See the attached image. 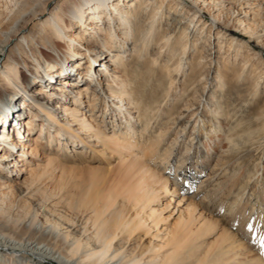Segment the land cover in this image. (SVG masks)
Instances as JSON below:
<instances>
[{
	"label": "bare ground",
	"instance_id": "bare-ground-1",
	"mask_svg": "<svg viewBox=\"0 0 264 264\" xmlns=\"http://www.w3.org/2000/svg\"><path fill=\"white\" fill-rule=\"evenodd\" d=\"M167 1L65 0L57 4L49 17L29 33L31 36L26 35L25 27L15 30L12 36L7 35L2 46L3 52L14 41L18 43L14 49H10L7 60L0 61V122L5 121L6 117L1 116L6 115L10 107V110L14 111L12 119H17L16 122L7 119L6 129L0 133V258L2 259L0 264L14 262L18 264H208L210 259L215 264H263L260 262L261 257L242 259V256L247 255L242 244L230 236L203 254L198 242L201 238L214 235L217 225L209 229L208 219L195 210L192 203L180 210L186 206L185 199L180 201L175 199L178 196L176 188L173 190L170 180L161 177L158 171V162L161 160L160 165L169 163L173 155L172 148H170L172 150H162L165 132L160 130L161 132L157 133L155 129L160 116V100L162 97L164 101L167 99L173 92L174 84L178 82L180 86L181 81L177 78L180 73L182 76L186 74L192 60H188L187 53L190 52L191 46L195 50L201 43L202 38L198 37V30L195 29L197 24L202 22L199 15L203 9L211 5L208 0H182L181 3L190 6L184 9L180 6V0H173L172 5L167 6L168 2L165 6ZM49 3L47 7L51 6L54 0ZM31 4L19 1L16 7L12 8L10 15L14 25L23 21V15ZM9 8L6 5L5 10ZM180 8L184 10L179 12ZM213 9L218 11V5H214ZM46 10L47 8L36 15V18L44 16ZM183 11L185 17L177 20V17L184 16ZM212 20L213 26L221 22L218 14L213 15ZM175 21L178 23L171 29ZM79 26L80 33L74 35L75 28L79 29ZM242 31L249 33L248 29ZM252 36L254 35L250 37ZM208 41L210 43L211 37ZM82 44H89L94 50L97 47L103 49L102 52H94L93 57L88 56L87 61L90 64L86 68L82 61L86 56L79 49ZM114 49L127 60L130 58L131 61L146 63V59L150 58L152 76L157 72V68L162 69L160 81L156 85L140 84L136 82L138 75H129L122 68L114 66L112 62L108 61L111 65L103 62L105 54L109 55ZM211 65L212 62L202 53L195 68L200 74L199 71L210 69ZM95 68H98V71ZM81 70L85 72L82 73ZM203 72L200 75L201 81L208 76ZM193 76L187 85L189 90L194 89L195 75ZM129 77L134 78L131 79L133 83L128 82ZM219 79L222 84L223 78L219 76ZM147 92L150 93L149 96H146ZM176 92L177 90L174 93ZM188 98L187 92L181 91L178 99H182V103L186 102L184 113L194 111V104L190 103ZM97 100H100L105 110V113L104 111L102 113L105 115L103 119L110 117L113 120L112 130H101L102 124L96 120L95 114L99 108ZM18 101H22L26 106V114L29 113L30 117L23 113L24 110L14 105ZM83 104H87V107ZM198 112L193 114L197 119ZM211 113V116L216 115L214 110H211ZM103 119L102 123H104ZM199 121L205 126L203 120ZM229 125L228 120V129L225 131L228 145L219 150L227 156L232 154L236 147L238 148L239 139L252 140L249 131L240 128L239 124L232 127ZM186 127L187 125L183 127L182 133L187 129ZM38 128L42 130L39 137H43L46 130L49 131L50 141L59 142L60 151L63 150L61 138L70 132L69 134L72 133L73 138L82 145H84L83 137L88 143L93 142L96 146H103L104 150L109 149L118 153L121 157L120 161L128 171V180L123 188L117 190L122 191L127 188L126 192L134 202L133 218L125 223L116 219L115 222H111L102 214L94 212V226L91 229L84 228L80 236L75 237L69 231L65 232L66 230L57 232L56 236L61 239L63 242L61 244L65 247L63 251L61 247H58L60 251L54 248L55 244L53 245L52 240L48 241L39 235L41 229L51 232L55 228L41 224V229L37 230L33 224L34 220H37L34 217L30 222L25 223V226L23 224L24 227L21 222L20 227L24 231L19 229L21 232L16 231L18 233L14 235L10 234L11 232L7 233L8 221L11 219L13 209L12 203L8 202H11L9 199L12 198L11 185L12 181L16 180L14 178L25 173L32 178L38 172L42 175H47L49 172L52 174L60 168L59 158L44 152L40 153L43 147L52 148L53 144L43 143L34 136ZM197 128L200 130L201 125L196 123L194 134ZM13 130L15 133L18 130V137L13 136ZM51 131L57 132V141ZM215 133L220 135L221 127H215ZM217 137L219 141L221 136ZM196 139L200 144L199 138L195 135L190 139V146ZM177 143L178 140L171 143V147ZM211 150L210 148L207 153L209 154ZM19 166L23 169H19ZM89 168L93 172L98 169ZM65 169L63 167L60 170L65 172ZM257 179L259 180V177ZM110 193L112 192L106 191L101 194L99 201L93 207L96 208L99 204L115 205L117 201L112 200ZM161 196L168 199L166 207L175 204V211H178L179 216L174 227L168 224L167 218H163L162 210L155 212L151 208ZM91 200L92 198L86 197L84 205ZM240 203L235 202L230 209L231 214L240 209ZM70 204L76 209L81 207L74 202ZM70 204L68 203V206ZM117 209L114 208L115 211ZM119 213H123V210ZM14 222L17 223L16 220ZM56 229L60 228L56 227ZM125 234H142V238L150 239L149 247H144L140 254L134 252L126 256L121 249L114 246L116 240ZM54 243L57 244L55 247L59 244ZM240 252L243 253L238 255Z\"/></svg>",
	"mask_w": 264,
	"mask_h": 264
},
{
	"label": "rangeland",
	"instance_id": "rangeland-1",
	"mask_svg": "<svg viewBox=\"0 0 264 264\" xmlns=\"http://www.w3.org/2000/svg\"><path fill=\"white\" fill-rule=\"evenodd\" d=\"M19 1L32 4L27 9L26 14L23 15V21L14 25V20L10 14ZM50 1L52 0H0V61L7 60L10 49H14L18 43V41H14L3 52L2 46L7 35L12 36L15 30L25 27L28 36L42 21L49 17L50 12L57 4L65 2V0H54V3L47 7ZM163 1L159 0V2ZM172 1L168 0L165 6L168 2L167 6L172 5ZM181 1L180 6L182 8L190 7ZM209 2L211 5L203 9L199 15L202 22L197 24L195 29L198 30V37L201 36L202 39L195 50L191 46L190 52L187 53L188 60H192L187 67L186 74L182 76L180 73L177 78L178 81H181L180 86L178 82L174 84L173 92L167 99L164 101L162 97L160 100V116L155 129L157 133L161 132L160 130L165 132L162 139V150L166 151V149L172 148L173 155L170 157L169 163L160 165V160L157 167L160 176L170 180L173 190L176 188L178 196L175 199L178 201L185 199L184 205L186 206L180 210L192 203L195 210H198L203 217L208 219L209 229L213 225H217L214 235L201 238L198 242V247L203 254L230 236L242 244L244 253L247 254L242 256V259L261 257L260 262L264 264V0H208ZM6 5L10 7L9 10H5ZM214 5H218V11L213 9ZM46 8L45 15L36 18V15L44 12ZM182 8L179 9V12L184 10ZM217 14L220 16L221 22L213 26L212 17ZM184 17L185 14L182 17H177V20ZM176 23L178 21H175L171 29L175 27ZM166 28L164 25V29ZM243 29H248L249 33H245L242 31ZM75 30L73 34H79L81 27L79 29L77 27ZM251 35L254 36L250 37ZM79 49L86 56L84 57L86 59L82 60L85 68L90 64L87 61L88 56L93 57L94 52H102L103 50L100 47L94 50L89 44H82ZM115 49L109 55L105 54L106 57H104L103 62L109 65L112 62L114 66L122 68L127 74L138 75L137 83L156 85L160 81L163 74L162 69L157 68V72L152 76L150 58L146 59V63L131 61L130 58L127 60ZM202 53L207 56V60L211 61L212 65L210 69H202L198 74L195 65ZM91 65L94 64L91 63ZM95 69L98 71V68ZM81 71L82 73L85 72V70ZM202 72L208 76L201 81ZM193 75H195L194 89L190 88L189 90L187 85L191 77H194ZM219 76L223 78L222 84ZM131 79L134 80L133 77H129L128 82H131ZM154 88L152 89L154 90ZM184 90L189 95L190 103L194 104L192 113H184L186 102L182 103V99H178L181 91ZM147 93L145 95L149 96L150 93ZM14 105L20 107L24 110L23 113L30 117L29 113L26 114V106L22 101H18ZM83 105L87 107V104ZM97 107H101L100 109L97 108L98 110L95 112L96 120L102 124L101 130H112L114 122L110 117L103 119L105 115L102 113L103 111L105 113V110L100 100H97ZM10 108L7 109V116L3 114L1 116L6 117L5 121L17 119H12L14 111ZM211 110H214L216 115L211 116ZM197 111H199L198 119L193 116ZM102 119L104 123H102ZM199 120H203L205 126ZM228 120L230 122L229 127L239 124L240 128L248 130L252 135V140L239 139L237 141L238 148L236 147V150L227 156L219 150L228 145L225 134L228 129ZM5 121L0 122V133L4 132L7 127ZM188 121L190 122L188 123ZM196 123L201 125V128L200 130L197 128L196 134H194L193 129ZM186 125L187 129L182 133V129ZM211 127L213 128L212 131ZM215 127H221L220 135H218L220 132L214 134ZM56 131H51L55 141H57ZM217 131L219 130L217 129ZM41 132L42 130L38 128L34 136L41 139L43 143L53 144V146L48 148L45 145L46 147H43L40 153L44 152L59 158L58 166L60 168L52 174L49 172L47 175H42L38 172L32 178L25 173L14 178L16 180L12 181L11 185L13 188L12 198L9 199L11 202H8L12 203L13 209L11 219L8 221L9 230L7 233L11 232L10 234L13 233L14 235L24 231L20 227L21 222V225L24 224L25 226L34 217L37 220H34L33 224L37 230L41 229L42 226L47 227V225L55 228L56 231L54 229L51 231L55 235H52L47 229H41L39 235L48 241L52 240L53 245L55 244L54 248L61 247L62 250H58L63 251L65 247L62 245L61 239L56 236L57 232L66 230L65 232L69 231L75 237L80 236L84 228L91 229L94 226V212L102 214L111 222H115L116 219L125 223L133 218L134 202L129 193L126 192L127 188L122 191L117 190L123 188L128 180V171L120 161L121 157L118 153L109 149L104 150L103 146H96L93 142L88 143L83 137L84 145H82L73 138L72 133L69 134L70 132L61 138L63 150L60 151L58 149L59 142L50 141L49 131L46 130L43 137H39ZM18 134V130L16 133L13 130V136L18 137ZM195 135L199 138L200 144L197 143L198 139H196L190 146V139ZM217 136H221L219 141ZM176 140L178 143L171 147V143ZM210 148L213 152L211 150L208 154ZM27 166H29L28 163ZM95 166L98 168L96 172L90 171L89 167L96 168ZM63 167L66 168L65 172L60 170ZM19 169H23V167L19 166ZM106 191L112 192L109 195L112 196V200L117 201L116 204L112 206L99 204L96 208L93 207L99 201L100 195ZM86 197L92 198V200L84 205ZM236 201L241 202L240 209L231 214L230 209ZM71 202L79 204L81 207L76 209L73 206L74 209L71 210L70 208H73ZM167 202L168 199L161 196L158 202L151 205V208L155 212L162 210L163 218H167L168 224L174 227L178 220V211H175V204L166 207ZM22 207L25 209H21ZM114 208L118 209L115 211ZM23 210L25 214H23ZM121 210L123 213H119ZM19 214L21 219H19ZM15 220L17 223L14 222ZM17 227L20 228L17 229ZM56 227L60 229H56ZM149 240L142 238V234H125L116 240L114 246L129 256L134 252L140 254L144 247L148 248ZM53 241L59 243L57 247ZM242 253L240 252L238 255ZM13 264L18 263L14 262ZM208 264H215V262L210 259Z\"/></svg>",
	"mask_w": 264,
	"mask_h": 264
}]
</instances>
